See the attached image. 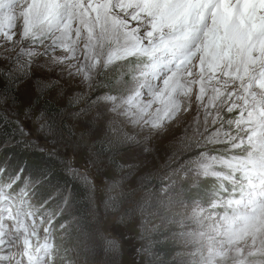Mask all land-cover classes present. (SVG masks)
I'll use <instances>...</instances> for the list:
<instances>
[{
    "label": "snow or ice",
    "instance_id": "obj_1",
    "mask_svg": "<svg viewBox=\"0 0 264 264\" xmlns=\"http://www.w3.org/2000/svg\"><path fill=\"white\" fill-rule=\"evenodd\" d=\"M54 80L76 85L57 97L67 95L65 119L84 134L99 124L109 144L152 157L139 187L109 196L105 213L146 189L124 215L140 214L145 229L159 218L182 248L179 264H264V0H0V152L33 147L25 120L63 139V122L31 99L23 118L13 111L26 81L40 100L61 87ZM173 121L184 125L179 147L161 160L151 140ZM100 163L66 169L91 193L88 167ZM48 179L0 160V264H81L68 242L86 225L94 245L118 252L91 223V196L79 205L65 187L42 197Z\"/></svg>",
    "mask_w": 264,
    "mask_h": 264
},
{
    "label": "rangeland",
    "instance_id": "obj_2",
    "mask_svg": "<svg viewBox=\"0 0 264 264\" xmlns=\"http://www.w3.org/2000/svg\"><path fill=\"white\" fill-rule=\"evenodd\" d=\"M52 75L55 76V73ZM53 82L61 85V87L45 89L44 91L47 94L40 100H35L36 91H39V89L33 87L32 81H26L21 91L17 93L19 104L14 107L13 111H18L20 117L23 118L25 111L23 105L27 104L31 99L33 106L37 110L43 108L47 112L48 117L57 126H60L61 122H63L60 132L63 139H54L52 135L41 130L34 120H25V125L31 131V135L26 137V139L30 140L32 145L38 150L44 149L43 152H48L57 157L65 168L66 164H70L79 168L83 174L84 168L82 166L85 164L86 157L95 158L101 162L99 170L97 166L90 165L88 167L89 178L95 185L94 190L91 192V204L96 213L93 222L96 231H102L117 240L119 250L115 253L107 252L99 244L94 245L89 236L83 249H80L81 256L87 253L86 257L88 259L87 262H84L80 258L81 264H165L156 258V253L153 251L150 240H152L153 236L158 238L165 236L168 228L157 230V226L161 224L160 219L157 218L147 224L146 230L143 217L140 214L135 216L124 215L131 203L139 200L146 189L137 191L135 196L125 200L116 211L108 210L105 213L104 207L105 201L108 200L109 196L119 197L121 190L129 193L139 187L140 176L147 171L144 167V161L145 159L151 160L152 157H145L141 154V148L131 143L109 144L99 124L94 123L92 129L87 134H84V129L80 125L65 119L68 111L65 108L67 95H64L63 99L57 97V92L60 91L70 94V90L74 89L76 85L74 83L67 84L62 80H54ZM108 88L109 82L102 80L101 85L94 92L99 96L106 92ZM190 119V115L185 117V120ZM172 123L174 126L170 127L165 135L151 140V145L154 148L153 155L159 156L161 160L165 150L179 147L176 138L181 135L184 125L183 122L179 125H176L175 121ZM69 129L73 131V135H69ZM82 135L83 140L81 139ZM133 172L134 174L129 176V173ZM124 177H128V179H122ZM111 182H117L118 187L111 189ZM209 183L210 181H204L199 185L201 192L206 189ZM152 184H156L155 179L152 180ZM166 236L173 240L170 234ZM174 242L176 252L170 256V262L173 264L175 261L176 264H179L182 256L178 254L182 253V248L178 242ZM3 254V250H0V255ZM54 264H60L59 257L55 259Z\"/></svg>",
    "mask_w": 264,
    "mask_h": 264
},
{
    "label": "trees",
    "instance_id": "obj_3",
    "mask_svg": "<svg viewBox=\"0 0 264 264\" xmlns=\"http://www.w3.org/2000/svg\"><path fill=\"white\" fill-rule=\"evenodd\" d=\"M2 139V138H0ZM5 157L9 158V162L13 167H25L27 172L33 177H38L41 173L48 174V182L41 187V196L46 197L50 192L60 189L63 191L65 187L69 188L71 195L78 201L79 205H84L91 193L87 191V186L81 181L70 179L67 169L57 157L48 152L38 150L36 147L25 148L21 144H16L14 147H9L0 152V160ZM91 223L94 225L93 219ZM90 236V230L85 226L83 234L73 237L68 242V247L79 245V250L83 249L86 244V239ZM151 245L156 253V258L169 264L170 256L176 252L175 242L168 236L156 237L153 236ZM63 255V251L61 252ZM84 262H87L88 257H80ZM91 260L92 258L89 257Z\"/></svg>",
    "mask_w": 264,
    "mask_h": 264
},
{
    "label": "bare ground",
    "instance_id": "obj_4",
    "mask_svg": "<svg viewBox=\"0 0 264 264\" xmlns=\"http://www.w3.org/2000/svg\"><path fill=\"white\" fill-rule=\"evenodd\" d=\"M176 138V137H175Z\"/></svg>",
    "mask_w": 264,
    "mask_h": 264
}]
</instances>
